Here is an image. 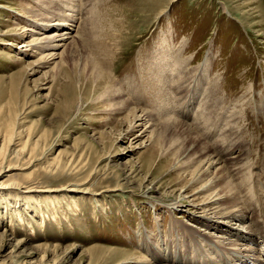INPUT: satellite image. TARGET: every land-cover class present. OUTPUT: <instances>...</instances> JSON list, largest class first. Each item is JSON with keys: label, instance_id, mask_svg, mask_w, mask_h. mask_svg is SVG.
Here are the masks:
<instances>
[{"label": "rangeland", "instance_id": "obj_1", "mask_svg": "<svg viewBox=\"0 0 264 264\" xmlns=\"http://www.w3.org/2000/svg\"><path fill=\"white\" fill-rule=\"evenodd\" d=\"M61 1L0 0V264L28 254L27 264L228 256L200 235L190 240L189 223L221 235L198 224L200 213L170 205L206 196L197 155L154 126L135 138L144 127L130 129L131 109L117 110L103 91L117 89L155 121L187 123L217 157H243L237 177L249 172L253 219L264 224V0H70L80 43L41 61L46 50L32 42L54 28L37 24L57 17ZM241 242L264 252L262 242Z\"/></svg>", "mask_w": 264, "mask_h": 264}, {"label": "bare ground", "instance_id": "obj_2", "mask_svg": "<svg viewBox=\"0 0 264 264\" xmlns=\"http://www.w3.org/2000/svg\"><path fill=\"white\" fill-rule=\"evenodd\" d=\"M61 2L66 7L65 8L66 10L60 9V11L55 14V16L57 15V17L52 16L51 19L48 17V19L44 20L42 23L37 24L38 25L37 28L43 31L49 29L50 27L54 28V30H52L51 33L45 34V36L41 35L42 37L35 38L34 41L32 42L33 47L41 49L42 51L44 49L46 50V53L44 52L46 55L41 57L40 60L42 59L46 61L47 59H52L55 56H58L60 54L62 55L64 51L65 53L68 52L67 48L69 46L71 45L75 46L80 43V42L78 43L77 40L73 39V37H76V36L72 35V32H73L72 30L74 28V25L72 22H70V21H73V18H75L73 17L74 16L73 11H75L76 6H74V4L70 2V0L67 3L65 2V0L64 1L62 0ZM58 7L60 8V5L59 6L57 5V7L54 6V10H57ZM66 11H71L72 14L66 13ZM77 32H79L77 33V35L79 34L78 35L79 37L80 35H83L81 34L80 31H77ZM42 33L43 32H41V34ZM62 45H64V47H62L64 49L58 54L56 49H58ZM163 58L164 57H162V59ZM166 60L169 61L168 56ZM166 60L165 61L160 60L164 65L163 69L165 68L164 70H166L167 65H168L170 70H172V72L176 70V67H173V66L171 67L170 66L171 64H169V62L166 63ZM97 74H98L97 81L105 80L106 75L102 73L101 70L98 69ZM106 87L104 88V91H103L105 92V97H106L105 100L107 99L111 101L112 103H114L113 105L116 106V108H118L117 110L119 111L121 110L124 111L128 108L131 109L128 113V116L130 115V117L132 118L131 123H130L131 124L130 129L135 131L136 129L141 128L142 126L144 127L141 133H138V135L135 138H139L144 133L149 132L151 128L154 126L155 128H153V131H156L158 135H168L171 144L177 143L176 147H173L174 149L178 148L181 150V148L183 147L186 148V150L183 153L184 156L188 155L190 157H193L194 155H197L198 161H200L199 162L200 166H199V171L197 172V175H196V181L201 180L204 177L205 178L210 177L207 180V182L203 184L202 188H200V190L197 191V192L199 191L202 192L201 194H198L199 198H200V195H203L206 193V196L205 195L202 196V200L199 203H195L193 202V200L187 201L182 196L174 200L170 204L172 208L182 207V208H186L188 212L189 210L190 211L192 210L194 211L193 212L194 215L200 213V215L198 214V220H197L198 224L205 225V226L208 225L209 227L207 228H210V229L215 228L219 230V232H221V235L215 236L214 233L210 234L204 231H200V229L193 227V224H190V223L186 224L185 231H187V233H190L189 235L191 237L190 240L194 238L193 234L196 236V239L200 235L201 240H204V243H206L207 245V248H206L207 250H209L210 248V250L215 251V247H217L219 252L222 251L223 249L228 252V256L227 255L219 256L217 262L212 260V261H209L208 263H201V264H264V252L261 250L263 252V254L261 255L259 252V247L257 246L258 242H262V244L264 243V224L262 223L263 222L262 220L261 222L259 219H253L255 217V206L254 205H256V203L254 204L252 202V199L250 198L248 194L249 188L247 184V180H248L247 176L249 175V172L245 171L248 174L244 178L243 176L237 177V175H239L243 171L241 170V165L237 166L239 163L241 164L240 160H243L242 159L243 157L237 158L236 155H233L232 157L215 156L214 153L211 152L212 149L209 148L210 146H208V144H206L201 138H199V136L197 135L195 136L192 132L194 130L188 127L187 123L180 121V120H175V118L173 119V117L170 118L169 115H168L169 117L168 119H165L161 122L157 121V119L155 121L153 112L143 111V110L140 112L136 108H131L130 103L127 102L128 100L126 101L122 99V95L118 92L117 89H113V87H111L112 88L111 89L108 86V84L106 85ZM178 87L180 88V86ZM117 99L119 100V102H116ZM186 110H188L189 112L191 111L193 112L189 103H187L185 109H180L179 115L183 116L184 118V112ZM180 113H183V114H180ZM232 151L233 150H231L228 154L226 151L225 152L227 155H229V154L234 153ZM227 159L231 161L230 162L232 163L231 166L218 167L221 164L220 162L228 161ZM237 159L239 160V162H237ZM242 164H244V162ZM227 169L228 170L230 169L231 172H228ZM212 173H213V176L211 177ZM234 177L236 178L235 182L238 185L237 187L238 189L235 187V185L232 182L234 180ZM10 195L12 196L11 193H9V196ZM250 215H251V219L250 218L249 219L251 221L249 223H246L245 220ZM243 219H245L244 222H243ZM232 236H235V237L232 238ZM200 238H198V240ZM225 240H228V242ZM241 241H249L250 243H253V245H256L258 249L256 247L250 246V244H243ZM21 244H22V241H19L18 246H20ZM200 246L201 245L199 244L198 247ZM40 247L42 246H39V248ZM27 256L28 257L24 259L22 258V259L17 260L13 264H27L28 262L27 260L33 257L32 255L30 256L29 254ZM211 257L214 259L215 253ZM207 258L205 256L203 259H207ZM189 260H191V262L193 263H189L190 262ZM198 260H199L198 258H195V259L188 258V260L183 261V262L177 259H175L174 261L172 260V262L175 263L176 261L177 264H179V262L184 263V264H187V263L196 264L197 262L200 263V261H202V260L200 261Z\"/></svg>", "mask_w": 264, "mask_h": 264}]
</instances>
